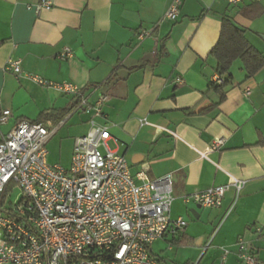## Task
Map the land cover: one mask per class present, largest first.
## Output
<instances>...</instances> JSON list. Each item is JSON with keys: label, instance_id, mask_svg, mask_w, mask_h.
<instances>
[{"label": "crops", "instance_id": "obj_1", "mask_svg": "<svg viewBox=\"0 0 264 264\" xmlns=\"http://www.w3.org/2000/svg\"><path fill=\"white\" fill-rule=\"evenodd\" d=\"M51 1L49 9L36 11L39 0H0V114L10 111L0 136L19 119L35 120L74 99L5 69L9 58L19 59L25 73L75 84L92 104L105 95L95 120L108 125L107 147L125 157L132 174L144 170L149 179L173 176L169 216L182 217L187 225L180 234L156 241L178 248L176 253L192 251L184 264H240L241 239L264 264V65L244 79L235 61L220 103L208 89L219 77L209 53L222 18L243 27L264 54V0L236 5L180 0L174 21L164 17L172 0ZM141 30L151 34L139 39ZM65 47L70 55L61 58ZM92 115H71L68 131L50 147L66 136L73 147L74 136L84 132ZM217 137L225 139L221 149L202 157ZM231 178L245 183L236 198L228 190L219 207L183 202V195ZM151 253L165 264L152 246Z\"/></svg>", "mask_w": 264, "mask_h": 264}, {"label": "built area", "instance_id": "obj_2", "mask_svg": "<svg viewBox=\"0 0 264 264\" xmlns=\"http://www.w3.org/2000/svg\"><path fill=\"white\" fill-rule=\"evenodd\" d=\"M179 5L180 0H172L164 17L176 20ZM51 6V0H39L35 10ZM150 34L151 30H141L137 37ZM69 55L70 49L63 48L60 57ZM5 69L78 97V101L56 120L19 119L0 136V264H163L151 253V244L166 235L180 234L187 225L182 217L169 216L172 174L155 179H149L144 170L132 174L125 157L107 147L111 137L108 125L95 120L105 95L92 104L71 82L52 83L23 72L16 58H9ZM220 81L219 77L214 79ZM175 82L180 83L181 78L176 77ZM82 111L93 115L85 121L84 132L73 138L69 166L48 164L52 141L68 131L69 117ZM9 115V110L2 111L0 125ZM140 123L145 124L146 119ZM224 141L223 137L215 138L201 156L207 158L210 152L221 149ZM244 183L231 178L224 185L186 194L182 199L217 208L228 190L233 189L236 198ZM14 189L19 191L16 201L11 199ZM237 244L240 264H259L243 240Z\"/></svg>", "mask_w": 264, "mask_h": 264}, {"label": "trees", "instance_id": "obj_3", "mask_svg": "<svg viewBox=\"0 0 264 264\" xmlns=\"http://www.w3.org/2000/svg\"><path fill=\"white\" fill-rule=\"evenodd\" d=\"M209 54L215 60V70L221 81L219 83H210L208 89L218 94V103L222 102L226 97L230 69L235 61L240 63L244 79L252 77L264 65V54L249 42L246 37V30L229 17L222 18L218 40ZM77 101L78 97L74 98L65 108L49 114L41 113L35 121L63 116ZM181 242H185V239H182Z\"/></svg>", "mask_w": 264, "mask_h": 264}, {"label": "rangeland", "instance_id": "obj_4", "mask_svg": "<svg viewBox=\"0 0 264 264\" xmlns=\"http://www.w3.org/2000/svg\"><path fill=\"white\" fill-rule=\"evenodd\" d=\"M236 64H239L238 62ZM72 138L71 136H66L59 142L53 144L48 149L47 155V163L50 165H60L63 167H68L70 164V158L72 153ZM18 189H14L11 193V199L16 201L18 198ZM194 223V222H193ZM153 250L156 252H161L164 257L165 264H184V260L186 258L192 259L194 253L190 250H176L178 248L171 247L169 248L167 245H163L162 242L156 241L152 245ZM162 250V251H161ZM197 257V256H196ZM189 264V263H187Z\"/></svg>", "mask_w": 264, "mask_h": 264}, {"label": "water", "instance_id": "obj_5", "mask_svg": "<svg viewBox=\"0 0 264 264\" xmlns=\"http://www.w3.org/2000/svg\"><path fill=\"white\" fill-rule=\"evenodd\" d=\"M264 39V36H261ZM200 207L199 205H197V208ZM192 213L195 215L196 211L195 209H192ZM197 217V215H195Z\"/></svg>", "mask_w": 264, "mask_h": 264}]
</instances>
